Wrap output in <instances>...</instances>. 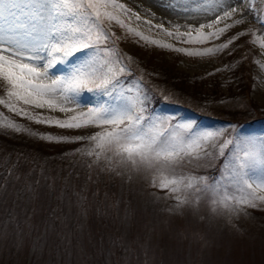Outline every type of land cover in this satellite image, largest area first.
Masks as SVG:
<instances>
[{
	"label": "snow or ice",
	"instance_id": "1",
	"mask_svg": "<svg viewBox=\"0 0 264 264\" xmlns=\"http://www.w3.org/2000/svg\"><path fill=\"white\" fill-rule=\"evenodd\" d=\"M142 11L122 0H0V88L6 93L0 106L37 125L98 130L75 136L36 133L3 112L0 129L49 143L87 142L71 153L97 165L103 162L108 171L130 166L145 172L150 187L175 202L167 211L176 237L196 240L187 209L206 226L209 217L195 211L202 200L217 216L264 206V137L246 135L236 125L212 128L195 119L155 113L152 90L134 75L133 58L119 49L121 37L112 26L190 58H214L251 34L250 42L264 55V9L257 8V0H151ZM246 22L259 23L260 30L241 29L217 43ZM141 27L169 39L146 35ZM255 62L264 70V62ZM238 66L225 65L208 75ZM219 103L229 106L231 101ZM81 214H86L82 204ZM52 218L60 219L55 209ZM10 222L29 236L41 227L35 215ZM54 226L47 223L44 234ZM108 245V251L127 248L123 237L110 238Z\"/></svg>",
	"mask_w": 264,
	"mask_h": 264
},
{
	"label": "rangeland",
	"instance_id": "2",
	"mask_svg": "<svg viewBox=\"0 0 264 264\" xmlns=\"http://www.w3.org/2000/svg\"><path fill=\"white\" fill-rule=\"evenodd\" d=\"M122 2L143 14L151 0ZM257 8L264 9V0H257ZM132 26L137 25L133 22ZM248 28L260 30V24L246 22L217 43ZM112 30L121 37L117 41L119 49L133 58L131 67L136 77H142L149 89L160 94L157 97L150 92L155 98L151 103L155 113L174 114L181 119H195L202 126L220 128L233 123L218 120V115L247 111L248 120L237 126L246 135L264 137V118L251 120V100L264 107V70L255 62H264V55L258 45L250 42L251 34L214 58H190L145 44L116 25ZM140 30L157 39H169L142 27ZM234 64L239 65L235 70L208 75ZM243 69L250 80L241 82L237 73ZM248 85L246 90L244 86ZM5 94L0 88V96ZM198 96H211V105L201 102L203 98H194ZM222 99L231 104L221 105ZM0 112L36 133L75 136L98 130L37 125L4 108ZM86 143H49L26 133L0 129V264H264V206L259 208L261 211L248 208L235 216H217L211 212L209 202L202 200L195 211L209 217V223L199 224L191 215L193 210L187 209L189 230L196 231L198 238H177L167 211L174 200L165 199V192L150 187L143 171L130 166L108 171L103 162L97 165L92 158L71 153ZM81 204L86 214H81ZM53 209L59 220L49 219ZM28 215H35L41 225L40 231L30 236L21 234L10 222L12 217L22 219ZM47 223L55 226L44 234ZM114 237H123L127 248L108 251V241Z\"/></svg>",
	"mask_w": 264,
	"mask_h": 264
},
{
	"label": "trees",
	"instance_id": "3",
	"mask_svg": "<svg viewBox=\"0 0 264 264\" xmlns=\"http://www.w3.org/2000/svg\"><path fill=\"white\" fill-rule=\"evenodd\" d=\"M243 60L245 61L246 59H245V57L243 58ZM134 73V75L135 76H138V75H136L137 73L136 72H133ZM237 78L239 79V81H241V79L243 80V82H244V80L246 79V78H249V76L246 74V70L245 69H243V71L242 70H240V72H238L237 73ZM248 80H250V78L248 79ZM144 82V81H143ZM242 82V81H241ZM144 83H146V82H144ZM248 84H249V81H248ZM178 86H180L181 87V85L179 84ZM247 89L246 90H248L249 89V87H250V85H248V86H245ZM151 93H153V95H156L157 97H159L160 96V94H158L157 92H155V91H151ZM193 96V95H192ZM195 99L196 98H198L199 100L201 99V98H203L202 96H198V97H194ZM213 98H214V96H213ZM212 99V97L210 96V97H208L207 96V98L204 96V98H203V100H201V102L203 101L206 105H211L210 104V100ZM250 104H251V109L253 110V119H251V120H258V119H260V118H264V107H259V105L258 104H256L253 100H251V102H250ZM201 105H203V104H201ZM3 107L2 106H0V109H2ZM249 108V107H248ZM245 112V113H244ZM244 112H238V111H235V112H231V113H227V115H218L217 116V119L218 120H227V121H230V122H232L233 123V125H236L237 126V123H241V122H243V121H245L246 122V120H248V117L250 116V114L249 115H247V111H244ZM199 115H202L201 114V112H199ZM29 128L31 129V127L29 126ZM35 130L36 129H38L36 126H35V128H34ZM210 170H212L213 171V174L215 173V169H210ZM258 210H260L259 208H258ZM261 211V210H260ZM261 212H263L264 213V210L263 211H261Z\"/></svg>",
	"mask_w": 264,
	"mask_h": 264
}]
</instances>
